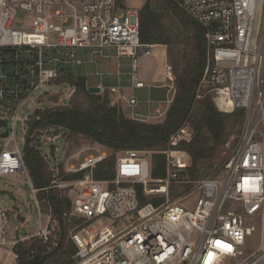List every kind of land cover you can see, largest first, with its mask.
<instances>
[{
	"label": "built area",
	"instance_id": "obj_1",
	"mask_svg": "<svg viewBox=\"0 0 264 264\" xmlns=\"http://www.w3.org/2000/svg\"><path fill=\"white\" fill-rule=\"evenodd\" d=\"M170 1L205 31L206 67L195 99L207 86L218 111L243 112L232 153L217 173L196 181L200 193L192 209L167 197L170 187L188 183L180 173L189 167V157L176 150L193 134L187 122L162 152L164 179H151L149 152L126 151L115 160L111 180L93 178L105 155L86 159L75 170L85 173L71 200V214L82 219L68 235L75 247L71 264H264V0ZM17 10L31 15L30 28L13 27ZM139 10L126 0H0V101L16 108L0 152V179L25 170L14 137L15 124L30 117L21 118V108L47 95L66 68L94 64L101 82L108 75L119 80L121 60H127L129 85L104 88L100 83V91L110 90L117 103L125 100L132 120L160 116L135 112L141 101L133 91L155 87L137 76L138 57L149 56L155 47L140 42ZM101 59L116 72L101 73ZM9 65L14 68L7 73ZM164 69L170 82L164 101L168 106L175 88L171 67L166 63ZM10 77L18 79V86L10 87ZM125 90L131 91L127 97ZM136 185L145 198H166L158 205H140ZM37 212L40 217L38 206ZM48 215L47 224L38 221L34 233L10 237L11 218L0 207V264H18L14 249L19 244H47L56 228ZM252 236L256 242L249 251ZM35 254L29 252L31 258Z\"/></svg>",
	"mask_w": 264,
	"mask_h": 264
},
{
	"label": "trees",
	"instance_id": "obj_2",
	"mask_svg": "<svg viewBox=\"0 0 264 264\" xmlns=\"http://www.w3.org/2000/svg\"><path fill=\"white\" fill-rule=\"evenodd\" d=\"M164 1L177 22L175 27H163L162 18L149 1L139 10L140 42L166 47L167 62L174 77L173 100L161 123L150 124L124 117L120 108L111 105L106 95L100 96L88 91L85 77H71L70 67L64 69L53 82L55 86L68 84L75 88L69 105L36 109L26 122L22 160L33 189L37 191L38 202L46 212L50 210L59 232L57 241L51 247L38 240L17 245L14 251L18 256V264H71V258L75 254L66 223L72 211L71 200L54 193V188L51 187L52 173L33 145L32 138L39 136L43 130L64 129L70 135H79L112 151L111 156L94 167L93 178L96 180L113 178L115 154L120 151L151 153V179L161 180L166 177V157L162 152L167 149L170 136L187 122L191 125L194 136L189 142L179 143L176 150L185 152L191 159L190 166L180 173V178L187 177L184 180L189 183L201 179L204 164L209 163L213 152L227 142V121L241 124V110L230 114L218 111L202 88L199 90L200 98L195 99L206 67L205 31L180 12L170 0ZM80 100L86 102L85 107L79 104ZM84 173L85 171H80L68 175L66 180L79 181ZM135 190L140 205L149 202L158 205L164 201V198H145L140 185H136ZM169 191L172 192L171 188ZM71 220V225L75 226L82 221L77 217ZM32 250L36 254L31 258L29 252Z\"/></svg>",
	"mask_w": 264,
	"mask_h": 264
},
{
	"label": "rangeland",
	"instance_id": "obj_3",
	"mask_svg": "<svg viewBox=\"0 0 264 264\" xmlns=\"http://www.w3.org/2000/svg\"><path fill=\"white\" fill-rule=\"evenodd\" d=\"M127 4L130 6H137L138 9H141L146 1L151 3L152 8L160 15L162 18V25L166 29L170 27L177 26V22L174 19V15L171 9L167 6L164 0H126ZM31 15L21 12L17 10L13 27L17 29H26L30 28L31 25ZM160 46V45H155ZM166 49V47L164 46ZM162 50L158 47L152 49V54L150 56H139L138 57V69L137 76L138 80L140 75H145L146 77H150L154 75L155 71L162 66L160 63L162 57ZM10 59V58H8ZM106 60L101 59L99 64V71L103 74L111 72L115 70V66L113 64L105 63ZM121 71L128 73L129 71V62L127 60H121ZM168 64V62H167ZM169 65V64H168ZM13 66L9 65L6 69V72H11L13 70ZM96 67L94 64H83L77 67L72 68V72L70 74L71 77H85L86 78V87H98L99 84H102V87L109 88L114 87L120 84H111V82L106 81L110 79H114L113 76H104L101 77L103 81H100V77L95 75ZM173 76V75H172ZM128 78V77H127ZM106 79V80H105ZM23 80V79H21ZM118 80V79H117ZM174 80V77H173ZM106 81V82H105ZM167 85L170 84L167 81ZM10 87L18 86V79L15 81V77H10L8 82ZM97 83V84H96ZM23 88V87H21ZM168 89V88H167ZM202 90L205 91V94L211 98L213 102V96L208 94V87L204 86ZM49 93L46 96H40L35 100V104L32 107H24L21 108L20 117L22 118L24 114L30 115L36 109H45L48 107H57V106H68L71 97L75 92V88L69 86L68 84L59 85V86H50L47 90ZM123 94V93H122ZM100 96L106 95L110 104L119 107V104L115 102L114 97L111 96V91L105 89L104 91L99 92ZM139 95L145 97L144 91L139 92ZM37 96H35L36 99ZM121 102V101H120ZM119 102V103H120ZM214 103V102H213ZM79 104L83 107L86 106V102L80 100ZM165 108H166V104ZM215 105V104H214ZM216 107V106H215ZM164 109V108H163ZM15 107L7 106L2 101H0V121H5L7 126L10 122V117L13 115ZM24 111V113H23ZM158 119L151 120V122H155ZM226 132L228 135L227 142L224 145H221L217 150L213 152V157L211 158L209 163H205L203 169L201 170V180L206 179L214 173H217L222 165L227 161L230 157L236 137L239 132L240 124H234L232 120H228L226 124ZM4 129L0 125V152L1 148L6 143L7 137H3ZM26 134V122L21 123L17 122L15 124V140L19 146V148L23 149L24 137ZM205 136H208L207 133H204ZM194 136V131L191 138H188L189 142ZM207 138V137H206ZM33 145L39 150L41 157L43 158L48 171L52 173L53 181L51 183V187L54 188V193L57 196L65 197L69 200H72L80 191L79 185H77L78 181H68L66 177L68 175L74 174L75 170L79 168V166L90 157H97L100 155H105L106 158L113 154L112 151L104 148L102 145L98 143H93L87 139L82 138L79 135H70L68 131L64 129L52 128L48 130H43L39 133V136H35L32 138ZM126 151H120L115 154V160L119 157L123 156ZM188 156V154H187ZM189 157V156H188ZM191 163V159L189 157V166ZM187 180V177H184ZM171 191H168V201L176 202L180 204L186 209H192L196 203V200L199 197V190L196 189V182H189L188 184H179L173 185L170 187ZM32 190L34 193H32ZM37 191L33 189L31 184L30 177L28 176V172L25 170L22 173H18L12 175L10 177H2L0 179V207L4 208L9 217L11 218V225L9 228V236H15L17 232L18 236L21 237L24 232L28 234H32L36 231L37 222L40 221L42 225H46L49 215H51L50 210L46 212V210L42 207V204L38 202L36 198ZM186 197V199L181 200V198ZM166 198V197H164ZM37 206L40 211V217L37 212ZM75 217L71 213L66 221L69 233L75 227L71 225L72 218ZM53 219L51 215V220ZM56 223V221L54 220ZM58 225L56 223V228L52 233L51 238L47 242L46 246L51 247L57 241L58 237ZM27 235V234H26ZM68 240V239H67ZM33 242V241H32ZM256 242V236H252L248 239L246 244V249L249 251L252 250Z\"/></svg>",
	"mask_w": 264,
	"mask_h": 264
},
{
	"label": "crops",
	"instance_id": "obj_4",
	"mask_svg": "<svg viewBox=\"0 0 264 264\" xmlns=\"http://www.w3.org/2000/svg\"><path fill=\"white\" fill-rule=\"evenodd\" d=\"M158 47L162 50V57L160 63H162V66L160 68H158L154 75H151L150 77H146L145 75H140L141 77H139V81H141L142 83L146 84V85H154L155 87L153 88H144V89H140V90H135L133 91V94L141 101V103L136 107L135 112L138 113L141 116H144L148 114V110L150 112L151 115L153 114H159L160 116L157 118L158 120L155 122H151V120L149 119L147 122L145 123H150V124H156V123H161L164 118H165V113L169 107L166 106L165 108V99L167 98L168 95V85L166 82V75H165V64L167 63V58H166V49L164 48V46H155ZM154 47V48H155ZM152 54V51H151ZM150 54V55H151ZM149 55V56H150ZM122 63V62H121ZM121 71V70H120ZM113 72H116V70H113ZM123 74L119 80L116 79L115 75H112L114 77V79H108L106 81L111 82V84H120V86L123 87H127L129 85V78H127V73L126 72H122ZM86 79V78H85ZM105 81V82H106ZM97 84V83H96ZM170 85V84H169ZM174 85V84H173ZM92 87V86H91ZM144 91L145 97H142L139 95V92ZM131 94L130 90H125L123 91V95L125 97L129 96ZM151 101V104L147 105L145 103V101ZM171 103V102H170ZM119 104V108L123 114L124 117L131 119V112H130V108L128 107V105L126 104L125 100L121 101ZM164 108V109H163ZM155 120V119H154Z\"/></svg>",
	"mask_w": 264,
	"mask_h": 264
},
{
	"label": "water",
	"instance_id": "obj_5",
	"mask_svg": "<svg viewBox=\"0 0 264 264\" xmlns=\"http://www.w3.org/2000/svg\"><path fill=\"white\" fill-rule=\"evenodd\" d=\"M88 91H89L90 93H96V94H99L100 89H99V87H89V88H88ZM0 125H1V126L3 127V129H4L3 137L5 138V137H7V124H6L5 121H0Z\"/></svg>",
	"mask_w": 264,
	"mask_h": 264
},
{
	"label": "snow or ice",
	"instance_id": "obj_6",
	"mask_svg": "<svg viewBox=\"0 0 264 264\" xmlns=\"http://www.w3.org/2000/svg\"><path fill=\"white\" fill-rule=\"evenodd\" d=\"M216 243H217V245L220 246V247H223V248H226V249L229 248L228 245H225V244H223L222 242L217 241ZM229 250H230V249H229Z\"/></svg>",
	"mask_w": 264,
	"mask_h": 264
}]
</instances>
